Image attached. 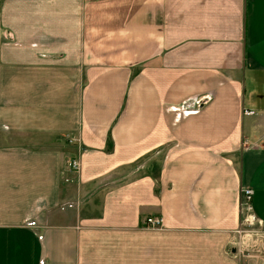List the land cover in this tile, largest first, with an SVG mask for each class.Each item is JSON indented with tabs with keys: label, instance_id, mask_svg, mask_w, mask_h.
I'll return each instance as SVG.
<instances>
[{
	"label": "crops",
	"instance_id": "crops-1",
	"mask_svg": "<svg viewBox=\"0 0 264 264\" xmlns=\"http://www.w3.org/2000/svg\"><path fill=\"white\" fill-rule=\"evenodd\" d=\"M0 264H264V0H0Z\"/></svg>",
	"mask_w": 264,
	"mask_h": 264
},
{
	"label": "rangeland",
	"instance_id": "rangeland-1",
	"mask_svg": "<svg viewBox=\"0 0 264 264\" xmlns=\"http://www.w3.org/2000/svg\"><path fill=\"white\" fill-rule=\"evenodd\" d=\"M86 63L87 62L84 60V55L82 54V56H81V70H80L81 71L80 81H81V88L82 89L84 88V86L86 85L87 80H88L87 68L94 66V65L95 66H104L107 64H111V63L107 62L105 59L101 58L100 56L98 57L97 60L90 62V65L86 64ZM140 68H141V66L134 65L131 76H134L136 71H138ZM182 110L184 111V108H182ZM245 110H247V109H245ZM251 111L253 113V110H251ZM244 113L245 114H252V113H246V112H244ZM26 136L34 137L35 141H43L48 137V135H41V134L32 135V134H28V133H17V137L21 140H23L22 137L24 138ZM54 136H57V135H54ZM57 137L62 138V139H64V138L67 139L68 141H70L71 145H73L74 143L79 144L78 136L72 137V135L68 136V134L62 133V134H58ZM51 138H53V136ZM107 149H112L111 143L109 144V146H107ZM68 166L70 167L71 170L77 171L79 169V160L76 158L69 159ZM243 187H246V186H243ZM244 215H245V210L243 209V216H242V221L240 223V226L237 229H235V231H233L234 232L233 233L234 234L233 245H235L236 249H239L238 242L241 239H243V241L245 242L246 238L247 239H253L259 235V232H258L257 227H256L258 225L257 221H254L253 223L250 224L248 221L244 220ZM147 216H149V215H146L145 217H147ZM154 216H162V215H154ZM145 217H143L139 223V228L141 229V230H139L140 234L131 235V236H139V237H143L145 239H150L151 243H152L153 239H161L162 238V243H163L162 244V254L163 255H166V254L172 255V254L178 253L180 247L177 244L178 242L176 241V239L179 236L182 237V235L180 234L177 237H175V234H165L164 230H165L166 226L164 224V217L163 216H162L163 217L162 224H159V225H157V224L149 225V224L144 223L143 221H144ZM160 234H162V235L160 236ZM249 244H250V241L246 243L244 248H243V246H244L243 245L241 247V249H242L241 251L244 253H249V252L253 253V251H252L253 249L250 248ZM241 245H242V243H241ZM255 246L257 248V245H255ZM261 249H262V247L260 245V247L257 250L254 249V251L257 253H260ZM258 250H259V252H258Z\"/></svg>",
	"mask_w": 264,
	"mask_h": 264
},
{
	"label": "built area",
	"instance_id": "built-area-1",
	"mask_svg": "<svg viewBox=\"0 0 264 264\" xmlns=\"http://www.w3.org/2000/svg\"><path fill=\"white\" fill-rule=\"evenodd\" d=\"M246 113H252L251 110H243ZM252 190L248 187L241 188V206L245 210L244 220L248 221L250 224L256 221V218L252 214L251 206H250V197ZM163 217L162 216H154L149 215L144 218V223L153 225V224H162Z\"/></svg>",
	"mask_w": 264,
	"mask_h": 264
}]
</instances>
